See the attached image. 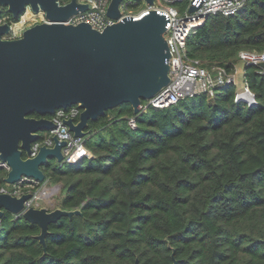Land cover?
<instances>
[{
    "label": "trees",
    "instance_id": "16d2710c",
    "mask_svg": "<svg viewBox=\"0 0 264 264\" xmlns=\"http://www.w3.org/2000/svg\"><path fill=\"white\" fill-rule=\"evenodd\" d=\"M241 51H264V0L209 15L186 40L191 58L227 74ZM242 69L254 105L235 102L227 83L211 97L138 113L123 103L88 121L90 156L41 167L62 186L60 208L81 214L49 224L42 246L37 225L5 212L0 264H264V73Z\"/></svg>",
    "mask_w": 264,
    "mask_h": 264
},
{
    "label": "water",
    "instance_id": "95a60500",
    "mask_svg": "<svg viewBox=\"0 0 264 264\" xmlns=\"http://www.w3.org/2000/svg\"><path fill=\"white\" fill-rule=\"evenodd\" d=\"M57 1L0 0V13L6 8L16 18L29 6L34 12L45 11L50 21L26 28L16 39L3 38L10 26L0 24V159L10 166L6 184L22 178L44 184L41 167L50 159L65 162L61 153L65 142L56 135L48 138L55 129L48 117L56 110L77 105L81 109L78 121L68 119L65 124L74 136L84 138L88 121L123 103L138 113L143 101L154 98L169 83L164 15L149 10L138 19L125 18L99 32L87 23L64 24L87 10L86 4L70 0L59 5ZM121 1L110 0L108 17H119ZM259 66L264 70V62ZM46 139L53 144L41 145L32 156V145ZM31 197L32 193L19 197L0 193V219L9 212L37 225L42 246L49 224L81 214L78 209L25 208Z\"/></svg>",
    "mask_w": 264,
    "mask_h": 264
},
{
    "label": "built area",
    "instance_id": "2783aa9c",
    "mask_svg": "<svg viewBox=\"0 0 264 264\" xmlns=\"http://www.w3.org/2000/svg\"><path fill=\"white\" fill-rule=\"evenodd\" d=\"M76 1L79 4H86L87 10L72 15L64 24L87 23L99 32L125 18L138 19L149 10L159 12L166 17V29L163 35L169 50L167 60L169 83L154 98L146 100L142 104V108L146 106L166 108L180 100L200 94L211 97L220 85L227 83L236 85L237 76L227 74L223 67L215 66L208 69L202 67L198 59L191 58L186 52V40L189 34L201 26L209 15H233L241 9L246 0H154L152 5H146L143 0L144 7L142 9H137L135 0H122L118 7L119 17L117 19H112L106 14L110 0ZM57 2L59 5H65L70 0H58ZM191 6H196V9L190 11ZM49 22L45 11L34 12L29 6L12 20L9 19V16H3L0 19V24L8 23L10 26L9 33L3 37L6 39L20 38L26 28ZM238 57L244 64L259 65V63L264 62V51H241ZM262 71L264 73L263 69ZM234 100L249 106L256 104L255 96L244 85L242 92L235 93ZM80 113L81 109L77 105H73L65 109H58L52 116L48 117L55 125V129L49 132L48 138L56 135L59 141L65 142L61 153L64 161L71 164H76L84 156H90V152L84 146L83 138L74 136L65 124L68 119H72L76 123L78 121L76 118L79 119ZM129 125L134 128L135 121L130 119ZM43 144L51 146L53 142L46 139L43 142L34 143L32 156ZM0 168L6 172L10 170L8 163L1 159ZM37 184L33 179L22 178L14 184H6L5 187L0 188V193L16 197L24 193H32L31 199L25 202V208L34 207L37 199L40 198V193L38 192L39 188L34 191L31 189L35 188Z\"/></svg>",
    "mask_w": 264,
    "mask_h": 264
},
{
    "label": "rangeland",
    "instance_id": "374dc122",
    "mask_svg": "<svg viewBox=\"0 0 264 264\" xmlns=\"http://www.w3.org/2000/svg\"><path fill=\"white\" fill-rule=\"evenodd\" d=\"M6 36V35H5ZM243 64L241 61L236 65V69L234 72V75L237 76L236 78V87L235 93L242 92L243 91V82H242V68ZM239 73V74H238ZM62 186L60 184H50L48 182H45L40 188V198L37 199L36 204L34 207L36 208H47L49 211H52L56 208H60V198Z\"/></svg>",
    "mask_w": 264,
    "mask_h": 264
},
{
    "label": "crops",
    "instance_id": "0c3cea01",
    "mask_svg": "<svg viewBox=\"0 0 264 264\" xmlns=\"http://www.w3.org/2000/svg\"><path fill=\"white\" fill-rule=\"evenodd\" d=\"M241 70H243V69H241Z\"/></svg>",
    "mask_w": 264,
    "mask_h": 264
}]
</instances>
